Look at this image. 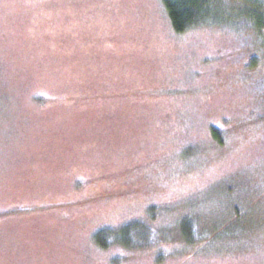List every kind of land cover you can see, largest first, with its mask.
Segmentation results:
<instances>
[{"label":"rangeland","instance_id":"obj_1","mask_svg":"<svg viewBox=\"0 0 264 264\" xmlns=\"http://www.w3.org/2000/svg\"><path fill=\"white\" fill-rule=\"evenodd\" d=\"M206 24L174 32L162 0H0V264H264V54ZM134 221L170 241L96 245Z\"/></svg>","mask_w":264,"mask_h":264},{"label":"trees","instance_id":"obj_2","mask_svg":"<svg viewBox=\"0 0 264 264\" xmlns=\"http://www.w3.org/2000/svg\"><path fill=\"white\" fill-rule=\"evenodd\" d=\"M162 2L174 32L182 33L219 18L226 26L241 24L256 34L259 38L258 50L264 54V0H162ZM223 4H228L229 9L224 15L217 17ZM183 225L184 223L180 226ZM195 228L202 230L199 224H195ZM167 232L168 230H158L153 225L134 221L118 229L99 230L95 235V243L104 250L114 246L136 250L170 241L166 238ZM217 233L216 231L207 238H200L197 242L202 243L209 237L213 239Z\"/></svg>","mask_w":264,"mask_h":264}]
</instances>
